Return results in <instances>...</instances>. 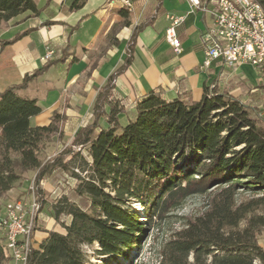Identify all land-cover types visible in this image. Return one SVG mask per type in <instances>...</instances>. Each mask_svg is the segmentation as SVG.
Wrapping results in <instances>:
<instances>
[{
    "label": "trees",
    "instance_id": "trees-1",
    "mask_svg": "<svg viewBox=\"0 0 264 264\" xmlns=\"http://www.w3.org/2000/svg\"><path fill=\"white\" fill-rule=\"evenodd\" d=\"M256 1L264 9V0ZM85 2L73 0L70 9ZM24 13H40L34 0H0V30ZM120 15L118 26H129V13ZM141 28H135L131 41ZM129 62L99 90L92 121L75 132L71 145L77 150L64 149L52 161L42 155L56 134L62 137L64 115L54 113L47 126L33 127L30 120L41 108L16 93L46 68L0 92V203L25 200L30 195L23 189L25 176L32 172L39 212L46 207L64 229L45 231L25 264H87L84 246H94L101 257L128 260V251L139 249L155 221L192 195H207V207L161 246L158 264H264L257 242L264 219L256 215L264 198L236 200L239 191L264 196V115L258 116L263 103L252 108L216 86L204 88L199 101L166 100L161 91L151 90L122 125L118 116L124 109L112 91ZM57 170L76 180L74 194L88 201L87 210L67 195L47 203L40 182ZM131 201L142 207L144 221L131 212ZM63 217L69 218L67 224ZM12 261L2 233L0 264Z\"/></svg>",
    "mask_w": 264,
    "mask_h": 264
},
{
    "label": "crops",
    "instance_id": "crops-1",
    "mask_svg": "<svg viewBox=\"0 0 264 264\" xmlns=\"http://www.w3.org/2000/svg\"><path fill=\"white\" fill-rule=\"evenodd\" d=\"M129 1L130 11L119 0H86L75 10L70 9L73 0H34L40 10L37 16L24 13L2 26L0 92L46 68L16 92L21 98L36 100L41 108L31 118V126H47L52 115L59 113L65 117V134H75L84 121H92L99 90L127 58L130 62L116 77L112 91V98L124 109L118 116L122 125L133 119L136 102L151 90L161 91L166 100L199 101L204 88L216 86L252 108L262 103L264 75L253 66L242 64L232 70L214 61L209 69L201 68V40L212 23L209 13L189 0ZM120 11L129 13V26H118ZM167 15L182 17L175 28L179 52L164 39L170 24ZM138 26L142 28L131 41ZM48 50L52 56L45 59ZM46 235L35 232L32 247Z\"/></svg>",
    "mask_w": 264,
    "mask_h": 264
},
{
    "label": "built area",
    "instance_id": "built-area-1",
    "mask_svg": "<svg viewBox=\"0 0 264 264\" xmlns=\"http://www.w3.org/2000/svg\"><path fill=\"white\" fill-rule=\"evenodd\" d=\"M196 8L209 13L210 28L202 36L204 60L202 69H209L216 61L227 69L235 70L242 64L257 66L264 71V9L256 0H189ZM127 11L132 9L129 0H119ZM170 21L164 33L165 41L179 52L180 42L175 28L181 16L167 15ZM52 56L47 51L45 59ZM264 115V94L262 98ZM25 200H10L5 214L0 217V231L6 238V247L15 264H25L33 240V221L40 216L35 196L34 180Z\"/></svg>",
    "mask_w": 264,
    "mask_h": 264
},
{
    "label": "rangeland",
    "instance_id": "rangeland-1",
    "mask_svg": "<svg viewBox=\"0 0 264 264\" xmlns=\"http://www.w3.org/2000/svg\"><path fill=\"white\" fill-rule=\"evenodd\" d=\"M63 125L64 122L60 127V135H62V137L56 134L50 143L47 153L42 155L43 159L46 161H52L61 151L72 147L71 144L75 134L72 133V135H66ZM82 125V127L86 126L87 120L84 121ZM72 148L77 150L75 147ZM63 160L64 162L67 161L68 157H65ZM25 177L26 181L24 183L23 189L28 190L31 185V181L34 180V175L32 172H30L26 174ZM48 177H50L49 181L47 180ZM48 177L44 178L43 184L40 185L41 189L45 192V199L47 203H53L62 196L67 195L70 197V199L74 200L80 208L84 210L89 208V203L87 200L77 198L75 196L74 188L76 186V180L73 179L69 174L57 170L55 174L51 173ZM47 189H50V193L47 191ZM207 197V195H192L188 197L178 209L170 212L162 220L159 221L157 219L148 232L147 236L142 238L139 249L128 251V260H122L121 258L111 259L109 257H101L92 251L94 246H84L83 251L86 255L87 264H158L160 260L161 246L173 235L174 232L183 228L188 218L198 215L207 207ZM257 197L264 198L262 194H257L254 196L250 192L239 191L237 193L236 200L237 203H240ZM6 201L7 200L5 199V201L2 200L0 203L1 214H3V205ZM261 203L262 204L257 210L256 215H259L264 219V200ZM129 207L131 208V212L136 213L140 217L141 221L145 220L144 211L138 203L131 201L129 203ZM45 210L46 207H44L42 212H40V216L33 221V235L37 231L45 232L56 230L55 232L64 233L62 226L56 223ZM62 222L67 224L69 222V218L63 217ZM257 242L258 245L264 250V227H261L258 230Z\"/></svg>",
    "mask_w": 264,
    "mask_h": 264
}]
</instances>
